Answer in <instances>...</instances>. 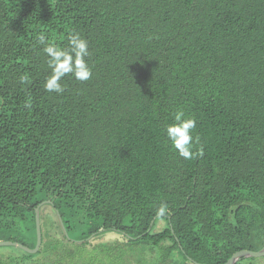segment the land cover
I'll use <instances>...</instances> for the list:
<instances>
[{"label": "trees", "instance_id": "trees-1", "mask_svg": "<svg viewBox=\"0 0 264 264\" xmlns=\"http://www.w3.org/2000/svg\"><path fill=\"white\" fill-rule=\"evenodd\" d=\"M41 33L85 37L92 78L46 92ZM178 109L197 121L191 160L164 132ZM38 206L45 264L107 231L126 264L261 249L264 0H0V240L33 248Z\"/></svg>", "mask_w": 264, "mask_h": 264}, {"label": "clouds", "instance_id": "clouds-1", "mask_svg": "<svg viewBox=\"0 0 264 264\" xmlns=\"http://www.w3.org/2000/svg\"><path fill=\"white\" fill-rule=\"evenodd\" d=\"M38 41L43 46L42 52L47 57V68L50 70L43 84L46 92L63 93L65 86L62 80L68 76L82 82L92 78L93 69L88 62L91 51L85 37L79 33H69L66 47L49 43L43 33L38 36ZM196 127L197 121L185 118L183 109H178L173 113L172 122L164 129L171 148L185 160L202 155V148L198 152L193 150L198 143V138L193 136ZM156 212L158 217H163L168 212L166 204L161 203Z\"/></svg>", "mask_w": 264, "mask_h": 264}, {"label": "rangeland", "instance_id": "rangeland-1", "mask_svg": "<svg viewBox=\"0 0 264 264\" xmlns=\"http://www.w3.org/2000/svg\"><path fill=\"white\" fill-rule=\"evenodd\" d=\"M49 210V209H48ZM50 213V214H49ZM52 213V214H51ZM47 215H42V222L45 219L50 220L53 217V211L49 210L46 213ZM164 223L163 220H158L155 229L162 226ZM44 224V223H43ZM98 238L92 240L90 243H76L65 241L63 247V259L61 264H126V260H124L125 255L123 254L124 246L121 244V247L118 246L116 252H108L107 247L114 242H119L120 235L116 232L107 231L105 233L99 234ZM120 237V238H119ZM115 238H118L115 240ZM1 241V240H0ZM111 243V244H110ZM46 251L41 249V251L37 254H29V252L21 249L15 245H0V258L8 259V258H19L28 262H38V259H42L43 264H45L44 260L47 259ZM69 252H72V255H68ZM109 253H111L109 255ZM121 253V254H120ZM117 254V255H116ZM38 258V259H37ZM48 258V261L51 262L53 259ZM40 260L39 262L42 263ZM47 263V262H46ZM241 264H264V256H255V257H247L243 260Z\"/></svg>", "mask_w": 264, "mask_h": 264}, {"label": "water", "instance_id": "water-1", "mask_svg": "<svg viewBox=\"0 0 264 264\" xmlns=\"http://www.w3.org/2000/svg\"><path fill=\"white\" fill-rule=\"evenodd\" d=\"M36 219V231H37V241L36 245L33 248H30L20 242L11 241V240H1L0 245H15L20 248L25 249L26 251L35 253L38 251L41 241H42V233H41V226H40V217H39V206L36 207L35 213ZM255 256H264V246L259 250H249V249H242L236 251L232 254V256L224 263V264H235L240 258L242 257H255Z\"/></svg>", "mask_w": 264, "mask_h": 264}]
</instances>
